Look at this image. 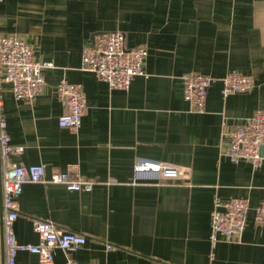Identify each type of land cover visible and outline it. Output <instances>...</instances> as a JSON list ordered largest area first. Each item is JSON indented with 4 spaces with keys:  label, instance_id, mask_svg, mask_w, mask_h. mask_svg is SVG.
Wrapping results in <instances>:
<instances>
[{
    "label": "crops",
    "instance_id": "0c3cea01",
    "mask_svg": "<svg viewBox=\"0 0 264 264\" xmlns=\"http://www.w3.org/2000/svg\"><path fill=\"white\" fill-rule=\"evenodd\" d=\"M122 31L128 49L148 50L145 72L129 91L111 90L82 70L84 47L101 32ZM15 35L35 58L53 64L33 101L16 100L2 84L3 116L18 165H45L46 175L67 171L94 183L90 192L27 183L19 198L15 233L38 244V221L84 234L72 253L89 264H264V226L255 209L264 202V166L233 163L229 133L264 110V0H1L0 36ZM254 78L247 94L224 99L229 72ZM203 74L211 86L205 113L191 110L183 76ZM63 79L82 87L87 109L79 131L62 128L57 94ZM137 158L189 168L184 180L133 184ZM1 176V175H0ZM249 202L241 237L220 236L213 249L216 199ZM113 246L107 250L106 246ZM56 264L66 254L55 251ZM5 263L0 179V264ZM19 253L17 264H37Z\"/></svg>",
    "mask_w": 264,
    "mask_h": 264
},
{
    "label": "built area",
    "instance_id": "2783aa9c",
    "mask_svg": "<svg viewBox=\"0 0 264 264\" xmlns=\"http://www.w3.org/2000/svg\"><path fill=\"white\" fill-rule=\"evenodd\" d=\"M1 1V0H0ZM148 50L143 47L128 49L126 35L122 31L101 32L83 49L82 70L92 72L105 82L111 90L129 91L136 77L148 78L145 62ZM47 61L35 58L34 49L15 35L0 36V179L2 193V219L4 231V264H17L19 253L27 252L38 257L37 264H56L55 251L62 250L67 257L65 264L78 263L72 253L87 244L84 234L67 232L54 223L38 221L36 231L38 244H20L15 233L19 218V198L27 183L63 185L71 192H90L94 183L80 177L72 168L67 171L46 175L45 165H18L11 157L24 153V147H15L7 131L3 116L2 84L12 86L16 100L33 101L45 87V72L53 68ZM217 81L203 74L183 76L184 98L191 110L205 113L211 86ZM221 95L224 99L235 94H247L254 90L253 77L238 71L229 72L221 79ZM57 94L63 102L65 112L59 120L62 128L77 132L81 128L87 109L82 87L63 79L57 86ZM227 157L235 164L244 161L254 169L264 166V110H257L243 124L229 133L226 149ZM191 170L186 167L145 158H137L134 163L133 184L160 185L186 179ZM249 202L245 199H216L211 221V245L214 249L223 236L228 240L241 237L247 224ZM255 222L264 226V202L255 209ZM113 248L108 244L106 249Z\"/></svg>",
    "mask_w": 264,
    "mask_h": 264
}]
</instances>
